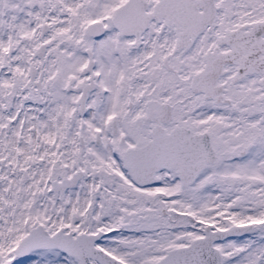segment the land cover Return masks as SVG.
<instances>
[{
  "label": "snow or ice",
  "instance_id": "snow-or-ice-1",
  "mask_svg": "<svg viewBox=\"0 0 264 264\" xmlns=\"http://www.w3.org/2000/svg\"><path fill=\"white\" fill-rule=\"evenodd\" d=\"M0 264H264V0H0Z\"/></svg>",
  "mask_w": 264,
  "mask_h": 264
}]
</instances>
